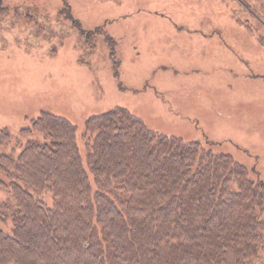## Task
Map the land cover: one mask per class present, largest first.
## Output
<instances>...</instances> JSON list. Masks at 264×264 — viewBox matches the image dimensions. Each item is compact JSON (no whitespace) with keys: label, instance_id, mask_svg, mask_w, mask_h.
Wrapping results in <instances>:
<instances>
[{"label":"rangeland","instance_id":"1","mask_svg":"<svg viewBox=\"0 0 264 264\" xmlns=\"http://www.w3.org/2000/svg\"><path fill=\"white\" fill-rule=\"evenodd\" d=\"M247 1L264 25V1ZM248 18L235 0H0V134L21 142L0 153L45 141L21 131L48 112L76 126L85 158L87 120L123 107L264 182V27Z\"/></svg>","mask_w":264,"mask_h":264},{"label":"trees","instance_id":"2","mask_svg":"<svg viewBox=\"0 0 264 264\" xmlns=\"http://www.w3.org/2000/svg\"><path fill=\"white\" fill-rule=\"evenodd\" d=\"M235 1L250 34L264 27L249 1ZM86 129L84 158L76 126L43 112L21 134L45 141L0 153L11 194L0 204V264H264V182L245 165L123 107ZM15 141L1 132L0 146Z\"/></svg>","mask_w":264,"mask_h":264}]
</instances>
